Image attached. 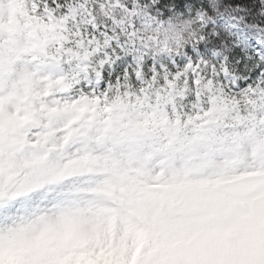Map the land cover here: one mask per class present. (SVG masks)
<instances>
[{
    "label": "snow or ice",
    "instance_id": "obj_1",
    "mask_svg": "<svg viewBox=\"0 0 264 264\" xmlns=\"http://www.w3.org/2000/svg\"><path fill=\"white\" fill-rule=\"evenodd\" d=\"M0 264H264V0H0Z\"/></svg>",
    "mask_w": 264,
    "mask_h": 264
}]
</instances>
